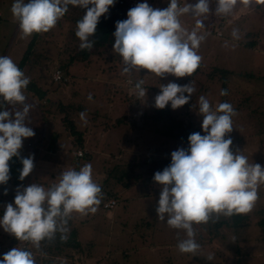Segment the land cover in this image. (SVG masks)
I'll use <instances>...</instances> for the list:
<instances>
[{"label": "rangeland", "instance_id": "rangeland-1", "mask_svg": "<svg viewBox=\"0 0 264 264\" xmlns=\"http://www.w3.org/2000/svg\"><path fill=\"white\" fill-rule=\"evenodd\" d=\"M138 1L160 9L169 3V0ZM13 2L0 0V56L10 57L18 66L34 34L25 36L20 30L11 12ZM195 2L179 0L180 6ZM215 8L216 0H210L208 14L196 17L189 13L179 18L189 32L197 29L199 34L207 33L198 49L199 67L191 76L184 77L172 74L157 77L146 69L125 72L117 53L105 46L91 53V61H75L69 73L63 74L62 81L66 83L51 84L47 77L52 68L59 69L60 60L67 63L70 54L67 50L80 42L73 33L77 26L67 23L64 15L49 32L39 33L42 41L48 40L45 53L40 54V63L35 64L31 72L24 73L30 80L24 95L26 103L32 105L26 126L32 128L35 135L22 138L20 157L33 156L31 184L45 181L50 186L58 182L61 171L79 170L91 164L93 180L101 186L103 194L94 213L70 215L66 228L75 230L80 250L66 248L65 254L73 259L53 257V264H264V184L258 188V199L251 211L231 217L214 214L208 223L194 225L195 238L200 245L195 254L179 251V230L168 226L166 219L159 220L156 213L160 186L154 182L153 175L170 164L172 151L187 148L188 142L157 133L151 119L144 116L164 110L190 119L201 128L203 116L198 113L201 95L209 100L213 110L219 103L228 102L235 110L233 129L226 134V138L232 139L231 150L241 151L249 163L264 166V3L250 0L244 5L238 0L228 15H217ZM68 10L72 14L86 12L85 8L72 5ZM198 20L203 21L202 28H198ZM233 29L239 30V40L232 37ZM218 32L223 35L219 37ZM37 46L41 50L40 45ZM33 78L42 89L48 90L53 100L59 97L63 103L75 107L73 118L82 131L83 146H73V136H69L60 111H56L55 117L47 113V124L42 121L36 106L39 99L27 92ZM141 79L144 80L142 87L147 89L146 97L136 94L135 84ZM169 81L179 85L191 83L194 92L189 101L177 109H172L170 102L163 109L156 108L154 98L160 92L159 86ZM221 89L226 90L227 95H220ZM21 107L8 105L7 109ZM122 117L123 123L117 124L115 119ZM50 130L59 132L61 138L50 139L47 136ZM54 145L58 149H54ZM78 149L83 152L81 156ZM35 173L39 182L33 178ZM1 186L0 216L5 204L14 201L16 192L7 190L5 193ZM108 198L116 199L117 205L104 208L103 202ZM180 235L183 237L182 231ZM1 243L4 246L0 260L11 243L10 234L2 227ZM31 246L29 243V251ZM43 248L40 245L32 252L38 257L35 264H44L43 257H52L42 255ZM209 255L213 257L211 261L207 260Z\"/></svg>", "mask_w": 264, "mask_h": 264}, {"label": "clouds", "instance_id": "clouds-1", "mask_svg": "<svg viewBox=\"0 0 264 264\" xmlns=\"http://www.w3.org/2000/svg\"><path fill=\"white\" fill-rule=\"evenodd\" d=\"M240 2L248 5L250 0ZM237 3L238 0H216L215 12L228 15ZM69 5L86 9L77 21L75 35L81 49H91L94 40L90 37L114 0H14L11 12L22 33L30 36L55 27ZM209 12L210 0H196L183 6L179 0H169L163 9L153 8L147 2L138 3L127 11V19L116 22L112 49L122 58L125 72L146 69L157 77L191 76L199 67L198 49L207 33L199 34L197 29L189 32L179 18L189 13L201 17ZM197 25L202 28L203 21L198 20ZM232 37L240 39L238 29H233ZM29 83V78L10 57L0 56V184L10 179L8 162L12 157H20L22 138L35 135L26 126L32 109L24 95ZM143 84V79L135 84L138 97H146ZM159 88L154 98V106L159 109L169 102L172 109H177L194 92L191 83L179 85L169 81ZM220 95H227V91L221 89ZM5 102L22 107L9 110ZM198 113L203 116L201 128L205 134L191 133L188 147L172 151L170 164L153 175L154 182L160 186L157 218L166 219L168 226L179 230V251L193 254L200 248L194 225L208 223L214 214L231 217L251 211L258 199V188L264 184V166L249 163L239 150L233 152L232 139L226 138L233 129V106L222 102L213 110L209 100L201 95ZM20 162L23 167L18 179L23 181L34 168L33 156L20 157ZM102 195L101 186L93 180L91 164L79 170L68 168L48 188L39 183L18 186L14 201L4 206L0 227L38 249L42 240L53 239L58 231H67V220L73 212L94 213ZM212 258L209 255L207 260ZM0 264H35V258L31 251L14 247L3 255Z\"/></svg>", "mask_w": 264, "mask_h": 264}, {"label": "trees", "instance_id": "trees-1", "mask_svg": "<svg viewBox=\"0 0 264 264\" xmlns=\"http://www.w3.org/2000/svg\"><path fill=\"white\" fill-rule=\"evenodd\" d=\"M132 8L128 5V3H119L117 0L116 3L112 6V8L108 11V13L102 15L99 18V22L97 24L96 32L93 34V36L90 37V39L94 40L93 47L91 49H81L80 48V43L75 44L74 48H69L67 50L69 54V59L68 62L65 63L63 60H60L61 62L57 65L60 70H63L62 72L64 74L69 73V68L73 65L75 61H83V62H88L91 61V53L96 52L97 50H100L101 48L108 46L109 49H112V45L114 43L115 37L113 36V33L115 32V26L117 21L125 20L127 16V11ZM84 14L82 13H77V14H72L70 10L67 11V14H65V20L67 23H73L77 26V21L82 18ZM74 25V26H75ZM75 26V27H76ZM73 30V29H72ZM219 30V29H218ZM49 32V31H48ZM73 31V33H75ZM217 32V31H216ZM34 36L32 35L31 41L28 43L27 49L23 53L19 63L18 67L25 73V72H31L30 69H33V66L38 63H40L39 56L40 54H44V47L48 43V40H43V38H40L39 33H33ZM46 34V32H44ZM53 36V35H52ZM49 39V38H48ZM37 44L40 45V49L37 48ZM44 51V52H43ZM119 58V62L122 61V58L117 54ZM39 60V61H38ZM57 62V61H56ZM124 64V63H123ZM26 67V68H25ZM54 68V67H53ZM52 70L54 71V68ZM53 71L50 72V75L47 77V79L50 81V83H57L59 86H61L63 83H66V81H62L63 79L59 81H55L53 79ZM34 82L31 84L32 86H29L27 88V92L33 93V96L37 97L39 101H36V106L39 108L42 121L45 122L46 117L48 115H52L53 117L56 116L57 112L60 111L63 113V117L61 118L63 123H66V126L68 127V134L69 136H73V146L77 147L83 146V140H82V131L77 127V124L75 122V119L73 118V111L75 107L67 103H63L61 99L55 98L54 100L52 99V96L48 95V90H44L41 88V84L39 83L38 80L34 79ZM40 91V93H38ZM28 95V94H27ZM29 96V95H28ZM31 96V95H30ZM39 96V97H38ZM31 100H34L32 96L30 97ZM51 98V99H50ZM5 107L7 108L8 105L5 102ZM55 111H54V110ZM51 112V113H50ZM54 114H53V113ZM48 113V115H47ZM145 119H151L153 125L155 126V131L161 135H163L166 138H171L174 140H179V141H185L188 142V136L191 133L194 132H199L201 135H204L205 133L201 131L202 128L199 126H196L190 119L187 118H180L177 116H174L170 114L168 111H157L156 113L150 114L148 116H144ZM123 117L115 119V122L118 123H123ZM107 124V122H105ZM41 130V129H40ZM41 132V131H40ZM42 134V133H41ZM41 134H39L41 136ZM50 139L58 140L61 138V135L59 132H54L53 130H50V132L47 134ZM56 149V147L54 148ZM36 152V150H35ZM88 153V152H87ZM9 163V169H10V179L6 184H0L2 185L1 188L2 190L5 191V189L12 191L16 190L18 186H27L33 182L29 175L24 178L23 181L19 180V173H20V168L18 167L19 165V158L17 157H12L10 159ZM18 163V164H17ZM17 164V165H16ZM37 173L33 176V178L36 179ZM45 188H48L50 186L49 183L43 181L40 182ZM109 199V198H108ZM107 199V200H108ZM106 200V201H107ZM104 204V202H103ZM11 243H10V248L11 250L14 247H20L25 250H29V241H25V246L19 245L18 239H16L13 235H11ZM3 246L4 244L1 243ZM40 245H42L44 248L42 249V255H50L48 257L51 258H44L42 263L44 264H53V257L58 258L60 256H65L66 258H72V256L67 257V254H65V250L68 247H72L74 249L80 250L79 247V240L77 238L75 230H72L70 228L64 233L57 232L55 237L53 239H45L40 242ZM8 250V251H9ZM31 252H35L36 249L32 245L31 246ZM61 257V258H63ZM3 258V255H2ZM35 260H37L38 257L34 256ZM1 259V256H0ZM73 259V258H72ZM97 260H95L96 262ZM56 264V263H55Z\"/></svg>", "mask_w": 264, "mask_h": 264}, {"label": "built area", "instance_id": "built-area-1", "mask_svg": "<svg viewBox=\"0 0 264 264\" xmlns=\"http://www.w3.org/2000/svg\"><path fill=\"white\" fill-rule=\"evenodd\" d=\"M119 1V3H128V5L130 6V7H134V6H136V4H138L139 3V1L138 0H118ZM220 32H218V34H219ZM220 35V34H219ZM63 72H61L59 69H56L54 72H53V79L55 80V81H59V80H61V79H63L64 77H63ZM64 80V79H63ZM83 154V152H82V150L81 149H78V155L79 156H81ZM117 205V201H116V199H114V198H109L107 201H105L104 202V204H103V207L104 208H113L114 206H116ZM24 243H25V241H24ZM23 246H25V244L23 245ZM1 249H2V244H0V251H1Z\"/></svg>", "mask_w": 264, "mask_h": 264}, {"label": "crops", "instance_id": "crops-1", "mask_svg": "<svg viewBox=\"0 0 264 264\" xmlns=\"http://www.w3.org/2000/svg\"><path fill=\"white\" fill-rule=\"evenodd\" d=\"M222 35H223V33L221 35H218V36L221 37ZM55 147H56V149H58L57 146L54 145L53 148H55ZM35 181H37V179ZM37 182H39V181H37Z\"/></svg>", "mask_w": 264, "mask_h": 264}]
</instances>
